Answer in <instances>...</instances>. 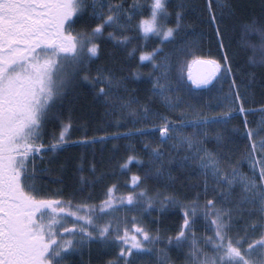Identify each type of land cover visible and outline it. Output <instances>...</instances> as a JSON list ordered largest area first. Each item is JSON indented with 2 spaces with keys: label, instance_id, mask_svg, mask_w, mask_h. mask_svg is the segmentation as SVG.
I'll use <instances>...</instances> for the list:
<instances>
[{
  "label": "snow or ice",
  "instance_id": "1",
  "mask_svg": "<svg viewBox=\"0 0 264 264\" xmlns=\"http://www.w3.org/2000/svg\"><path fill=\"white\" fill-rule=\"evenodd\" d=\"M168 3L169 0H151L147 9L143 4L133 3L130 10H125L123 2L114 4L109 0L105 10L104 3L98 0H93L91 4L88 0H0V264H65L66 257L94 240L119 249L115 259L107 264H135L136 258L152 252L147 245H155L161 240L159 232L152 235L149 228L136 226L157 203L161 212L167 211L168 206L178 205L182 209L183 223L175 238H168V244L176 249L190 245L186 264H264V139L259 142L255 140L257 133L248 128L246 120L244 136L250 141L247 150V157L252 162L250 178L239 176L235 168L229 172L222 164V161H228L227 156L221 157L200 147L206 143V131L203 140L197 139L196 133L191 137H181V144L186 142L190 148L197 145L196 153L185 157V160L191 159L202 170L205 195L211 181L219 187V196L206 199L201 207L199 194L191 202L181 204L175 195L161 192L149 195L147 190L139 193L132 191L126 198H121L120 207L126 211H139L141 217L134 216L133 229L125 226L123 235L119 224L113 227L111 221L105 224L99 222L102 217L116 211L111 208V202L117 185L107 188L104 193L106 199L101 201L100 211L97 212L94 205L87 203L77 205L71 211L70 201L66 204L60 199L47 198L43 185L36 183L34 161L37 156L51 153L49 163L54 164L56 154L70 142L80 146L95 145L98 142L103 144L109 138L88 139L85 133L84 139L71 141V116L65 118L61 111L69 90L81 83L88 84L96 98L105 105L112 104L114 90L125 88L126 78L118 79L113 72L103 68H97L94 76L91 71L93 58H98L100 52L97 41L107 28L114 29L108 32L107 39L118 47H126L132 39L123 35L126 31L138 32V38L145 41L150 39V34L158 39L157 47L151 52L141 51L139 61L152 64L149 80L153 96L159 97L163 106L171 110L181 106L182 97H173V92L194 96L201 90L212 91L217 83L228 77L232 79L229 95L224 100L229 102L230 107L234 102L231 97L234 96L235 101L243 100L232 58L224 43L222 12L221 16L217 15V8L220 7L218 0H207L205 7L207 22L210 28H214L218 49L223 53L222 60L191 61L187 64L186 80L183 75L185 64L180 59L186 54L185 48L176 47L174 53L164 54L161 47L166 43L177 45L176 37L182 29L185 15V4L177 5L175 26L166 27L172 15L168 11ZM145 11L148 17L134 23L136 17L143 16ZM81 21L84 27L76 31L74 25ZM94 21L97 23L92 27ZM116 29L121 30L119 36ZM245 30L247 34L259 37V45L249 46L254 53L249 62L264 70V22L254 20L245 25ZM136 51L133 49L128 55L134 58ZM257 52L258 60L255 59ZM194 65L201 71L194 74ZM174 68L179 69L180 75L173 86L170 75ZM97 85L100 87L97 88ZM132 104H139V101L129 98L122 106L128 108ZM142 108L143 122L147 123L153 116L158 118L159 123L154 125L153 132L159 131L162 144L175 139L174 134L185 127L206 129L211 125H223L226 128L233 119L231 110L211 117L196 111L194 115L198 119L185 122V113L182 112L180 123L174 124L167 116L153 112L148 104L142 105ZM260 111L264 112V108ZM239 112L247 115L243 104ZM132 114L136 115L137 110L132 109ZM65 119L68 123H64ZM50 124L59 125V135L53 133L51 142L46 143L45 129ZM136 134L146 135L148 132L137 130ZM229 140L221 134L216 136L218 147L226 145ZM150 147V144H145L144 150ZM150 155L154 160H159L163 152L152 150ZM133 162L137 165L143 163L129 156L120 165L122 173ZM30 163L33 165L31 169ZM90 171H96L94 161ZM162 174L158 169L156 175ZM145 178H148V174L143 178L133 175L131 183L134 188H139ZM81 181L84 182V177H81ZM237 184L243 186L242 195L239 200H234ZM225 204L229 207H225ZM106 208L109 210L106 211ZM201 214L205 230L213 233L204 240L205 245L212 246V256L199 247L201 237L195 234L194 226ZM240 221H243L242 228L237 227ZM68 224L72 226L68 227ZM130 231L134 232L131 236ZM256 233L260 238L250 240ZM138 236H142V239H138ZM257 250L259 255L253 259ZM167 261V254L159 257V264H167Z\"/></svg>",
  "mask_w": 264,
  "mask_h": 264
},
{
  "label": "trees",
  "instance_id": "2",
  "mask_svg": "<svg viewBox=\"0 0 264 264\" xmlns=\"http://www.w3.org/2000/svg\"><path fill=\"white\" fill-rule=\"evenodd\" d=\"M88 2L91 4L93 0H88ZM111 2L114 4L123 2L125 10H130L133 3L143 4L145 9L149 7L145 0H111ZM218 2L220 7L217 8V15L221 16L222 12L221 28L225 34L224 43L232 58L233 71L236 73L237 83L240 84L243 100L235 101L234 96L231 97L230 99L234 101L231 107L229 102L224 100V97L229 95L232 79L228 77L217 83L212 91L201 90L194 96L173 92L171 93L173 97L177 95L182 97L181 106L175 110L163 106L160 98L153 96L152 84L149 80V73L153 71L152 64L148 61L144 63L139 61L141 51L151 52L157 47L158 39L150 34V39L145 41L138 38V32L126 31L123 35L132 39L126 47H118L107 39L108 32L114 29L107 28L103 37L97 41L100 52L98 58H93L90 65L91 71L94 76L97 68H103L113 72L118 79L126 78V90L125 88L114 90L111 105H105L96 98L88 84L81 83L69 90L61 111L65 118L71 116V128L69 129L71 141L84 139L85 133L88 139L101 136L109 138L103 144L98 142L95 145L80 146L70 142L63 151L56 154L54 164L49 163L51 153L37 156L34 161L37 169L36 183L43 185L47 198L60 199L66 204L70 201L72 208L69 210L71 211H74L77 205L87 203L94 205L96 211L99 212L101 201L106 199L104 193L107 188L113 184L117 185L113 194L114 199L111 202V208L116 211L102 217L99 222L105 224L111 221L113 227L119 224L121 235H123L125 226L130 230L133 229L132 218L134 216L141 217L139 211H126L120 207L121 198H126L132 191L139 193L147 190L149 195H154L156 192L175 195L181 204L191 202L199 194V204L202 207L206 199H211L214 195L219 196L220 189L209 181L208 192L205 195V177L202 175V170L198 169L191 159L185 160V157H191L196 153L197 145L194 144L190 148L186 142L181 144L180 139L191 137L196 133L197 139L203 140L205 131L207 132L206 143L200 147L221 157L227 156L228 161H222V164L229 172L235 168L239 176L251 177L252 162L247 157L250 141L244 136L247 131L244 128V122L246 120L248 128L257 133L255 137L257 142L264 139V112L260 111L264 108V70L249 62L254 56L249 46L259 45V37L247 34L245 25L254 20L264 22V0H218ZM181 3L185 4V15L182 29L176 37L178 43L177 45L166 43L161 47L164 54L174 53L176 47L185 48L186 54L180 59L185 64L183 75L186 80L188 63L195 59L221 61L223 53L218 49L214 28H210L207 22L208 12L205 7L207 0H169L168 11L172 15L166 27L175 26L176 6ZM147 17L148 12L145 11L143 16L136 17L134 23ZM95 23L97 21L92 22L91 26L95 27ZM83 27V21L74 25L76 31H81ZM116 33L119 36L121 30L116 29ZM133 49H137L134 58L128 55ZM157 59L159 60V57ZM255 59H259L258 52L255 53ZM193 73L195 74L194 71ZM179 75V69L174 68L170 75L173 86ZM99 87L100 85H97V88ZM129 98H135L139 104H132L128 108L123 107L122 105ZM144 104H148L153 112L167 116L174 124L180 123L179 118L182 112L185 113V122L198 119L194 115L196 111L211 117L221 116L231 110L233 119L229 121L226 128L223 125H211L206 129L185 127L174 134L175 139H169L162 144L159 131L153 132L154 125L159 123L158 118L153 116L147 123L143 122L142 105ZM241 104L247 110V115L239 112ZM132 109L137 110L136 115L132 114ZM64 123H68V120L65 119ZM236 129L239 131L234 132ZM59 130L58 124L48 125L45 129V142L50 143L53 133L58 136ZM137 130H146L148 134L138 135ZM125 133L130 134L124 135ZM217 134L224 135L226 139L230 138L229 142L218 147ZM145 144L151 145L147 151L144 150ZM152 150L162 151L163 156L159 160H154L150 155ZM129 156H134L143 163L137 165L133 162L129 165V169L123 170L122 173L120 165L125 163ZM93 161L96 166L95 173L90 171ZM32 166L30 163L29 168L31 169ZM158 169L163 172L160 176L156 175ZM256 173L258 176V169ZM145 174H148V178L143 180L139 188H134L131 177L139 175L143 178ZM81 177H84L83 183ZM242 187L240 184L235 186L234 200L241 198ZM224 206L229 207L227 204ZM159 207L157 203L149 213L141 217L140 223L136 226L149 228L152 235L159 232L161 240L155 245H147L152 252L144 253L136 258L135 264H159V257L163 254H167V264H186V255L190 245L186 244L184 248L176 249L175 246L168 244V238H175L183 223L182 209L178 205L168 206L167 211L161 212L158 211ZM153 221L157 222L153 223ZM71 226V224L68 225V227ZM237 227L242 228L243 221H240ZM194 228L195 234L201 237L199 247L212 256V246L205 245L204 240L213 233L205 230L202 214ZM133 234V231L129 232L130 236ZM137 238L142 239V236ZM259 238V233H256L250 237V240ZM118 251L119 249L114 246H105L99 240H94L66 257L65 264H107L109 260L115 259ZM258 255L259 250L253 254L252 258L256 259Z\"/></svg>",
  "mask_w": 264,
  "mask_h": 264
},
{
  "label": "rangeland",
  "instance_id": "3",
  "mask_svg": "<svg viewBox=\"0 0 264 264\" xmlns=\"http://www.w3.org/2000/svg\"><path fill=\"white\" fill-rule=\"evenodd\" d=\"M101 2L102 3H104V5H105V8H107V4L109 3V0H101ZM145 2H146V4L147 5H150V3H151V0H145ZM193 71L195 72V73H197L198 72V67H196L195 65L193 66ZM257 169L259 170V167H257ZM69 219H71V218H69ZM69 225V224H68ZM67 225V226H68Z\"/></svg>",
  "mask_w": 264,
  "mask_h": 264
},
{
  "label": "water",
  "instance_id": "4",
  "mask_svg": "<svg viewBox=\"0 0 264 264\" xmlns=\"http://www.w3.org/2000/svg\"><path fill=\"white\" fill-rule=\"evenodd\" d=\"M199 71H201V69H200V68H198V72H199Z\"/></svg>",
  "mask_w": 264,
  "mask_h": 264
}]
</instances>
